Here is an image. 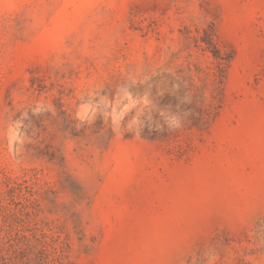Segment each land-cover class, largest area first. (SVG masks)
Returning a JSON list of instances; mask_svg holds the SVG:
<instances>
[{"label":"rangeland","instance_id":"obj_1","mask_svg":"<svg viewBox=\"0 0 264 264\" xmlns=\"http://www.w3.org/2000/svg\"><path fill=\"white\" fill-rule=\"evenodd\" d=\"M0 264H264V0H0Z\"/></svg>","mask_w":264,"mask_h":264},{"label":"trees","instance_id":"obj_2","mask_svg":"<svg viewBox=\"0 0 264 264\" xmlns=\"http://www.w3.org/2000/svg\"><path fill=\"white\" fill-rule=\"evenodd\" d=\"M214 55L217 56L216 53H214Z\"/></svg>","mask_w":264,"mask_h":264}]
</instances>
